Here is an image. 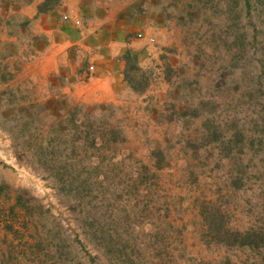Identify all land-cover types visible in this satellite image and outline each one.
<instances>
[{
  "label": "rangeland",
  "instance_id": "rangeland-1",
  "mask_svg": "<svg viewBox=\"0 0 264 264\" xmlns=\"http://www.w3.org/2000/svg\"><path fill=\"white\" fill-rule=\"evenodd\" d=\"M0 264H264V0H0Z\"/></svg>",
  "mask_w": 264,
  "mask_h": 264
},
{
  "label": "trees",
  "instance_id": "trees-1",
  "mask_svg": "<svg viewBox=\"0 0 264 264\" xmlns=\"http://www.w3.org/2000/svg\"><path fill=\"white\" fill-rule=\"evenodd\" d=\"M101 111L107 112L106 114L96 117L94 120L91 121H86L82 124L84 126H87V124L91 127H93V132L91 134V139L93 141V147L98 150H103L102 145L104 144L103 147H109L111 144H116L120 142H124L125 138L122 132L114 127V116L109 115V113L112 111L114 112V109L111 108H105L102 109ZM124 138V139H123ZM106 143H103V141ZM97 141L101 142V146L99 147L96 145Z\"/></svg>",
  "mask_w": 264,
  "mask_h": 264
},
{
  "label": "crops",
  "instance_id": "crops-1",
  "mask_svg": "<svg viewBox=\"0 0 264 264\" xmlns=\"http://www.w3.org/2000/svg\"><path fill=\"white\" fill-rule=\"evenodd\" d=\"M115 73H116V71H115V72H114V71H112V73H111V76H114V75H115ZM106 77H107V78H109V77L107 76V73H106ZM96 78H99V75H97V76H96Z\"/></svg>",
  "mask_w": 264,
  "mask_h": 264
}]
</instances>
